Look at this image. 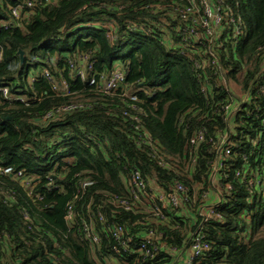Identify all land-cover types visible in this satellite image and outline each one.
Instances as JSON below:
<instances>
[{
	"label": "trees",
	"instance_id": "obj_1",
	"mask_svg": "<svg viewBox=\"0 0 264 264\" xmlns=\"http://www.w3.org/2000/svg\"><path fill=\"white\" fill-rule=\"evenodd\" d=\"M224 2L239 4L244 32L236 42L224 41L217 51L219 63L225 81L233 84L228 87L236 92L234 99L249 97L231 126L220 108L230 94L221 75L211 65L195 70L188 53L178 47L179 17L190 0H41L32 6L28 0H0V88L8 86L12 95L27 100L6 101L0 92V166L22 172L34 186L29 191L14 175L0 173V246L8 264H95V256L104 263L143 264L137 255H115L116 242L101 232V225V243L92 249L78 222L65 224L69 205L78 221L90 207L101 211L107 223L123 225L135 235L158 229L169 245L185 253L200 224L195 208L184 205L168 213V222L147 227L138 224L140 215L114 208L106 195L127 194L133 169L164 191L176 181L206 187L213 157L208 140L190 147L195 131L204 130L207 138L230 131L231 169L250 165L264 178V134L254 145L264 133V0ZM14 8L20 9L19 18L12 15ZM167 32L173 48L162 43ZM19 50L29 51L22 64ZM202 55L194 58L202 63L210 59ZM80 57L93 62L98 74L126 70V84L140 90L139 100L132 102L122 89L103 95L75 79L70 65ZM42 68L56 81L65 80L72 94L58 96L38 74L30 83L31 72ZM204 85L210 90L207 97ZM146 90L152 93L146 95ZM71 103L85 108L45 120L49 111ZM159 156L168 167L159 164ZM81 181L92 185L81 190ZM7 192L14 199L5 201ZM252 197L239 187L217 207L221 218L203 225L212 248L201 264H264V194ZM154 261L171 264L173 257L160 255Z\"/></svg>",
	"mask_w": 264,
	"mask_h": 264
},
{
	"label": "built area",
	"instance_id": "obj_2",
	"mask_svg": "<svg viewBox=\"0 0 264 264\" xmlns=\"http://www.w3.org/2000/svg\"><path fill=\"white\" fill-rule=\"evenodd\" d=\"M37 1L41 0H28V6H32L33 2ZM12 15L15 18H19L20 9L14 8ZM179 20L180 27L177 32L181 41L180 46H178L181 50L180 52L182 54L188 53L195 70L211 65L215 69L216 74L221 75L222 82L226 86L227 92L230 93L226 103H220V108L225 112L227 126H231L232 117L236 112L240 111L241 103L247 101L249 97L248 95L241 97V102L234 99L236 92L233 93L231 91L224 79L226 71L219 63L217 51L224 48L226 39L236 42L244 32L243 19L239 14V4L236 3L233 7L224 2V0H190V5L181 12ZM4 27L8 28V25L5 24ZM111 28L114 29L113 27ZM162 36V43H165L168 48H173L172 43H168V32ZM22 51L24 52V58L27 57L29 51ZM195 53L206 54L210 59L206 60L205 63L199 62L194 58ZM2 57L3 48L0 46V61ZM93 65V62L88 61L86 57H80L76 65H70V74L75 79L95 88L100 94L111 95L122 89L123 95L129 97L132 102L139 100L138 92L140 90L131 89L132 86L126 84L128 74L126 70L117 67L110 74H98L93 70ZM36 74L45 77L47 81L52 83V90L58 96L68 97L72 94L68 83L65 80L56 81L46 68L31 72L28 78L30 83L36 81ZM0 92L6 101L27 102L23 96L12 95L8 86L0 88ZM262 92L264 93V88ZM144 93L148 95L152 92L146 90ZM202 93L207 97L210 94L209 88L204 85ZM134 106L136 105L134 104ZM84 108L85 105L82 103L65 104L49 111L45 116V120H53L64 112H74ZM261 125L264 127V119L261 120ZM263 134L261 133L255 138V146H258ZM231 135L230 131H226L219 134L216 138H207L204 130H198L190 137L189 145L191 148L197 149L207 140L210 144L208 152L213 159L209 164V184L206 187L201 182L189 188L182 182L176 181L170 191H164L153 183L146 181L140 171L133 169L128 179L129 189L127 194L106 195L108 203L114 208L140 215L141 218L138 224L147 227H149L147 225L149 222H168V213L172 210H178L184 205L189 207V210H191L190 208H195L194 218H196V221L199 220L200 224L191 233L192 238L185 253H180L175 247L169 245L165 240V233L158 229L149 227L142 235H135L128 232L123 225L115 224V222L107 223L108 221L101 211L93 212L90 207H87L86 216L81 217L80 221H78L76 218L79 214L75 213L73 205H69L67 214L64 216L65 224L68 227H72L78 222L82 237L91 245L92 249L101 243V235L97 229V226L101 225V232L107 238L111 237L116 242L112 249L113 253L121 258L126 255H137L143 264H158L154 261L156 258L160 255L170 254L173 257L171 264H201V259L207 256L212 248L211 242L205 239L202 227L211 219L221 218V213L217 207L222 208L227 198L237 194L241 186L253 196L249 199H256L264 194V178L260 169L245 165L232 170L229 166L234 145ZM158 160L161 166L168 167L169 164L161 156L158 157ZM195 163L196 157L193 155L192 165L190 166L194 167L193 164ZM0 173L14 175L13 177L19 180L20 184L29 191L34 187L31 179L24 176L22 172H15L11 167L0 166ZM79 185L81 190H85L92 185V182L81 181ZM7 194L9 197L5 201L14 199V197L10 196L13 194L12 192H7ZM94 260L96 264H113L110 259H107L106 263L102 262L98 256H95ZM0 264H8L1 246Z\"/></svg>",
	"mask_w": 264,
	"mask_h": 264
},
{
	"label": "water",
	"instance_id": "obj_3",
	"mask_svg": "<svg viewBox=\"0 0 264 264\" xmlns=\"http://www.w3.org/2000/svg\"><path fill=\"white\" fill-rule=\"evenodd\" d=\"M51 2H53V0H51ZM18 55L20 58V64H22L23 60H24V52L22 50L18 51Z\"/></svg>",
	"mask_w": 264,
	"mask_h": 264
},
{
	"label": "rangeland",
	"instance_id": "obj_4",
	"mask_svg": "<svg viewBox=\"0 0 264 264\" xmlns=\"http://www.w3.org/2000/svg\"><path fill=\"white\" fill-rule=\"evenodd\" d=\"M83 65H85V64H83ZM230 86H233V84L232 83H228ZM232 89H235V90H238V88L237 87H232Z\"/></svg>",
	"mask_w": 264,
	"mask_h": 264
},
{
	"label": "crops",
	"instance_id": "obj_5",
	"mask_svg": "<svg viewBox=\"0 0 264 264\" xmlns=\"http://www.w3.org/2000/svg\"><path fill=\"white\" fill-rule=\"evenodd\" d=\"M212 198H213V197H212ZM212 198H211V199H212ZM94 261H95V260H94ZM95 264H96V262H95ZM113 264H117V263H116L115 261H113Z\"/></svg>",
	"mask_w": 264,
	"mask_h": 264
}]
</instances>
